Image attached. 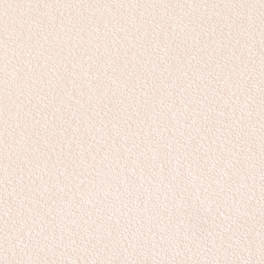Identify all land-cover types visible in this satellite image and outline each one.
<instances>
[{"label": "snow or ice", "instance_id": "obj_1", "mask_svg": "<svg viewBox=\"0 0 264 264\" xmlns=\"http://www.w3.org/2000/svg\"><path fill=\"white\" fill-rule=\"evenodd\" d=\"M0 264H264V0H0Z\"/></svg>", "mask_w": 264, "mask_h": 264}]
</instances>
